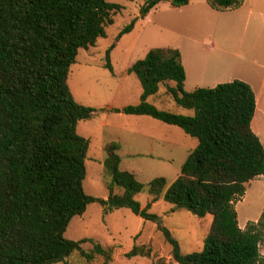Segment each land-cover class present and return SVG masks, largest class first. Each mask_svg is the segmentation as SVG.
I'll return each mask as SVG.
<instances>
[{
	"label": "trees",
	"instance_id": "trees-1",
	"mask_svg": "<svg viewBox=\"0 0 264 264\" xmlns=\"http://www.w3.org/2000/svg\"><path fill=\"white\" fill-rule=\"evenodd\" d=\"M163 1L168 0H146L139 17ZM169 1L173 7L188 3ZM244 1L207 4L226 11ZM120 9L107 0H0V264H69L66 258L73 251L88 262L101 256L102 264H108L110 249L89 239L63 238L71 218L82 215L90 203H98L103 214L128 209L154 223L177 264H264L259 251L264 244V207L244 229L238 226L234 207L246 184L264 174V149L250 127L254 93L240 80L184 91L185 72L176 48H151L135 61L128 72L140 84L139 103L112 111L149 116L196 139L179 174L168 187L162 177L151 180L149 199L141 208L135 195L144 186L119 169L118 144L111 142L103 148L102 166L110 178L107 197L84 194L88 140L76 133V127L103 110L78 104L67 79L79 50L105 38V28ZM135 21L117 33L116 41L132 30ZM113 48L111 44L106 49L103 65L110 73ZM161 86L191 115L160 111L150 104L148 98ZM160 196L171 213L182 210L211 217L200 250L182 254L161 218L148 212ZM86 242L92 243L90 252L81 248ZM142 246H133L124 256L148 257Z\"/></svg>",
	"mask_w": 264,
	"mask_h": 264
},
{
	"label": "rangeland",
	"instance_id": "rangeland-1",
	"mask_svg": "<svg viewBox=\"0 0 264 264\" xmlns=\"http://www.w3.org/2000/svg\"><path fill=\"white\" fill-rule=\"evenodd\" d=\"M107 1L120 5L121 9L112 16L113 24L105 28V38L98 39L94 47L86 51L79 50L76 62L71 66L67 79L68 87L74 100L80 105L92 108L101 107L107 102L118 106L127 100L126 95H128L129 90H126L125 87L114 98L103 97L105 94L109 95L110 90L113 88L111 74L103 66L105 63V51L111 44L116 43L115 37L117 33L139 14V8L146 0ZM167 17L168 15L162 8L156 10L152 17L149 18V24L139 22L135 27V31L123 39L121 46L117 47L112 55L110 52V64L117 73L123 69L125 62L130 56L135 60H140L149 49L165 47L166 43L168 45L173 43L176 36L171 31L166 32L164 30L165 21L168 20ZM219 22L221 25L220 36L227 47L225 49L222 46V48L225 50L234 48L232 52L229 50L230 54L237 53V58L243 60V56L240 55H244V53L239 52L237 48L254 39L256 22H249L244 13L237 15V13L233 12L221 15ZM146 47L147 50L141 56L142 51ZM124 48L126 49L125 52ZM148 102L160 111L181 115H191L192 113V111L178 106L172 97L165 92L164 86H161L157 94L151 96ZM101 116L99 115L98 118ZM97 120L79 121L76 133L88 140L85 177L82 181L83 192L88 196L105 199L108 194L106 184L110 181V178L102 166L106 155L103 146L114 140L115 135L109 126H102ZM110 121H112L113 125H118L119 123L117 119H111ZM155 122L159 124L158 126H161L155 130L151 128V135L154 136L151 143L156 147L158 139L168 136L161 129L163 128L162 123ZM173 130H175L174 133L182 134V131L177 127H173ZM177 137L179 138L175 133L171 139ZM188 138L192 140L190 144L194 142L196 145V139ZM159 143L163 144L160 141ZM131 151L134 154L129 155V152L121 151L122 164L120 169L131 171L135 179L143 184L144 188L135 196V200L140 207H144L149 199L147 192L148 183L155 178L162 177L167 185L170 184L179 174L185 153L180 147H175L171 154L163 152L161 148H154V153H149L148 150L143 148H132ZM256 180L257 182L252 183L247 188L244 200L237 206V221L241 223L254 221L259 207L264 204V178ZM239 201L234 203V207ZM148 212L161 218L162 225L170 231L173 238L178 242L182 254H188L202 248L203 240L209 228V215L199 218L182 210L171 213L170 205L164 201L153 205L148 209ZM135 235L137 236L134 237ZM63 238L72 241L89 239L93 243L100 244L104 249H110L112 261L108 264H166V262L171 264L172 262L170 257L171 248L164 242L161 233L156 230L155 224L140 219L128 209H118L113 211L111 215L106 216L103 215L102 208L98 203H90L86 206L82 215L71 218L63 233ZM135 245H143L144 251H149V256L144 258L140 256L126 258L124 253ZM81 248L85 252H90L92 243H83ZM259 251L264 256V244L260 246ZM66 261L69 264H102L103 258L96 256L92 262H88L77 251H73L66 258Z\"/></svg>",
	"mask_w": 264,
	"mask_h": 264
},
{
	"label": "crops",
	"instance_id": "crops-1",
	"mask_svg": "<svg viewBox=\"0 0 264 264\" xmlns=\"http://www.w3.org/2000/svg\"><path fill=\"white\" fill-rule=\"evenodd\" d=\"M160 8L168 15L164 30L166 32L171 31L174 36H176L173 43L169 45L166 43L165 47L176 48L180 53L181 63L185 72V80L183 82L184 91L191 92L198 88H213L218 84L227 83L232 80H240L248 84L255 96V111L251 119L250 127L264 149V0H245L239 8L226 11L212 9L207 4V0H188V3L182 7L171 6L169 0L160 2L151 9L144 18H140L139 15L135 17L136 21L132 30L122 35L116 43H114L111 55L117 47L121 46L123 39L130 36L135 31V27L139 22L149 24V18ZM229 12L237 13V15L239 13H244V16L249 22H256L254 39L249 40L243 46L240 45L239 48H237L239 52L244 53V55H240L243 56V60L237 58V53L230 54V51L232 52L234 48L229 49L230 51L225 50L227 47L225 46L223 38L220 36L221 25L219 18L224 13ZM155 40L159 41L158 39ZM222 46H224L225 49H223ZM123 50L124 52L126 51L125 48ZM146 50L147 47L142 51L141 56ZM109 58H111L110 54ZM135 61L137 60L130 56L125 62L123 69L118 73L111 65L112 73L110 74L113 88L110 90V94L107 93L109 95H103L104 98H114L116 95H119L121 89L125 87L126 90H129L128 95L125 93L127 100L125 99L126 101L118 106H114L111 102L104 103L101 107L96 106L94 109H102L103 111L97 112L91 120L98 119L97 121H99L102 126H109L110 130L114 133L115 139L108 143L114 142L118 144L117 155L119 156V169L122 164L120 156L121 151L125 150L131 155L134 154V152L131 151L132 148H143L148 150L149 153H154V148H161L163 152L165 151L171 154L175 147H180L185 153L183 156V160L185 161L186 157L196 147L197 143L196 145L194 142L190 144L192 140H190V138H188L189 136L185 135L180 128L182 134L175 132L179 138L171 139L172 135L175 134L173 127L176 126L162 123L161 125L163 128L161 129L168 137H161L158 139L163 144L157 141L155 147L154 144L151 143L154 137L151 135V128L155 130L161 127L155 122L157 120L149 116L125 115L112 111L114 108L120 109L128 105H136L139 103L141 94L140 84L136 77L128 72V69ZM99 115L102 116L98 118ZM111 119L119 120L118 125H113L112 121H110ZM121 171L131 173L129 170ZM262 177L264 178V174L246 184L245 194L241 201L235 206V211L237 206L244 200L247 188L252 183L257 182L256 179ZM170 184H166V187ZM162 201V196H160L150 208ZM263 206L264 204L259 207L257 217L254 221L259 217ZM113 211L103 215H111ZM237 223L240 229H244L246 222L241 223L237 221ZM136 236L137 235L134 237ZM140 257L144 258L142 256ZM166 264H169V262H166ZM171 264L177 263L172 261Z\"/></svg>",
	"mask_w": 264,
	"mask_h": 264
}]
</instances>
